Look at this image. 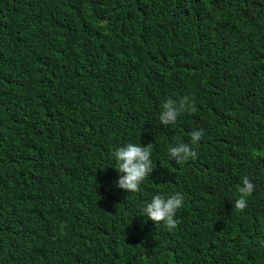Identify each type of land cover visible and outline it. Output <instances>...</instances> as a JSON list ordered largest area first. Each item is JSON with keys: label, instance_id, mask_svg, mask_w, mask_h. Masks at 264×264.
<instances>
[{"label": "trees", "instance_id": "16d2710c", "mask_svg": "<svg viewBox=\"0 0 264 264\" xmlns=\"http://www.w3.org/2000/svg\"><path fill=\"white\" fill-rule=\"evenodd\" d=\"M128 142L152 144L135 193L112 168ZM175 193L174 229L143 216ZM0 264H264V0H0Z\"/></svg>", "mask_w": 264, "mask_h": 264}, {"label": "clouds", "instance_id": "9594fccd", "mask_svg": "<svg viewBox=\"0 0 264 264\" xmlns=\"http://www.w3.org/2000/svg\"><path fill=\"white\" fill-rule=\"evenodd\" d=\"M10 99L6 103L9 110L22 109L29 100L23 87L9 91ZM193 105L192 99L185 95L179 100L165 99L160 106L158 120L161 125L169 126L176 123L181 113L191 109ZM201 131L195 130L191 134L193 143L199 141ZM167 154L174 159L177 164H182L190 158L196 156V152L188 143L175 142L167 148ZM152 144L142 145L141 143L128 142L117 147L112 152L114 168L118 174L116 186L127 192L135 193L140 190L141 184L145 178L152 172L153 161ZM254 191V184L247 178L242 177L237 187L239 196L234 201V206L238 210H243L247 204V197H250ZM183 197L179 193L170 196L153 195L149 201L144 203L141 212L147 220H151L154 224H163L164 227L171 230L177 224L176 212L182 207Z\"/></svg>", "mask_w": 264, "mask_h": 264}]
</instances>
